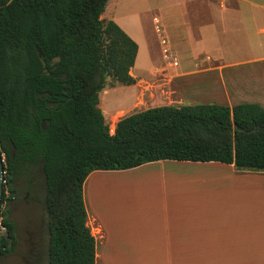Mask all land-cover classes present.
Listing matches in <instances>:
<instances>
[{"label": "trees", "instance_id": "1", "mask_svg": "<svg viewBox=\"0 0 264 264\" xmlns=\"http://www.w3.org/2000/svg\"><path fill=\"white\" fill-rule=\"evenodd\" d=\"M109 0H0V148L5 177L0 254L16 225L2 206L24 176L44 173L48 264H96L84 183L94 170L157 160L220 161L264 172V106L201 102L123 116L111 133L100 107L108 78L132 85L139 45L102 17Z\"/></svg>", "mask_w": 264, "mask_h": 264}, {"label": "crops", "instance_id": "2", "mask_svg": "<svg viewBox=\"0 0 264 264\" xmlns=\"http://www.w3.org/2000/svg\"><path fill=\"white\" fill-rule=\"evenodd\" d=\"M240 1L245 2L243 6L259 8L260 12L264 10L255 6V0ZM108 3L110 6V3L117 5L120 2L109 0ZM111 13L112 18H109L139 45L135 65L130 69V74L138 81L150 65L143 30L137 18ZM251 13L250 8L217 11L212 15V23L200 27L198 40L194 41L197 43L191 42L193 48L218 46L222 50L216 35H224V31L218 33L215 30L214 39L213 32L204 28L219 24V29H226L235 23L252 30L257 23L256 18L249 16ZM161 20L166 33L163 18ZM167 37L174 52L171 38ZM236 50L238 47H231L233 53ZM221 53L224 55L223 50ZM262 59L264 46L254 45L249 52L232 60ZM203 60L207 62L210 56ZM187 65L185 62L180 65L179 61L177 66L168 67L178 70L189 68ZM134 85L104 88L100 93V107L103 105L113 116L118 110H113L114 100L118 101L117 107L122 103L121 95L114 91L122 89L127 94ZM127 96L132 101L131 96ZM244 101L248 100L239 102ZM248 102L263 105L260 101ZM132 172H139L141 178L137 187L134 182L126 186L129 191H134L130 193L129 201L114 199L113 202L111 197L103 202V192L112 187L119 189L108 182L116 177L113 174ZM106 177L108 186H95L106 181ZM90 184H93L92 189L88 188ZM84 197L88 223L96 239V264H264L262 171L238 170L234 164L220 161L157 160L129 169L92 171L84 183ZM92 197L93 202L90 201ZM16 257L18 255L13 251L0 254V264H19Z\"/></svg>", "mask_w": 264, "mask_h": 264}, {"label": "rangeland", "instance_id": "3", "mask_svg": "<svg viewBox=\"0 0 264 264\" xmlns=\"http://www.w3.org/2000/svg\"><path fill=\"white\" fill-rule=\"evenodd\" d=\"M119 2L117 5L110 3V6L108 3L104 18H112L111 11L124 14L127 18H137L138 24L143 30L150 65L143 71L145 75L139 77L135 85L128 90L127 94L131 96L132 101L124 90L118 89L114 92H116V95H121L122 103L125 104L121 103L117 107L118 101L115 99L113 110H118L115 111L113 116H110L102 105L101 109L105 112L110 130L115 129L116 123L123 116L159 105H185L201 102L234 105L242 100L260 101L264 105V59L247 62L232 60L249 52L254 45L264 46V31L262 30L264 28L263 1H254L256 7L262 8V12L259 11V8L243 6L245 2L240 0H119ZM241 8L252 10L249 16L256 18L258 25H256V28L247 30L235 23L226 29H219V24H213L211 28H204L206 30L210 29L213 36L215 30L218 33L224 31V35H216L224 55L218 46L193 48L191 42L197 43L194 41L198 40L200 27L212 23L214 21L213 14H216L219 10ZM157 14L163 18L167 36L171 38L174 54L178 57L180 65L185 62V65L189 64L187 65L189 68L172 70L168 67L153 22V16ZM220 37L221 40L219 41ZM208 43L211 42L208 40ZM233 46L238 47L240 52L236 50L233 53L231 51ZM207 56H210V60L204 62L203 59ZM118 86L126 85L118 84L108 78L105 89ZM130 101L131 104H129ZM139 174V172H132L113 174V176L124 177L126 180L130 179V183L122 186L126 187L134 182L137 187V182L141 178ZM34 178L35 183L38 184L37 188L29 183L24 176H18L14 182L17 190L15 197L22 198L29 192V197H34L37 200L38 210L34 217L44 222L39 259L41 264H48L49 217L45 204V178L40 168L35 171ZM104 179L106 180L108 177ZM108 184L106 180L95 186H108ZM89 186L91 189L93 188V184L88 185V188ZM120 187L119 189H117L118 187H112L106 193L103 192V202H107V199H111V197L113 202H115L114 199L128 202L130 193L134 191H129L128 187H124V189ZM11 196L10 192L7 191V197H10V199L4 202L2 214L6 213L10 219L22 222L21 215L11 213L13 207ZM90 201L93 202L94 198L92 197Z\"/></svg>", "mask_w": 264, "mask_h": 264}, {"label": "flooded vegetation", "instance_id": "4", "mask_svg": "<svg viewBox=\"0 0 264 264\" xmlns=\"http://www.w3.org/2000/svg\"><path fill=\"white\" fill-rule=\"evenodd\" d=\"M27 192L22 198L12 197V214L21 215L22 222L13 220L16 225L17 243L13 252L18 255L19 264H41L39 259L42 247L44 222L35 219L38 210L36 198Z\"/></svg>", "mask_w": 264, "mask_h": 264}, {"label": "built area", "instance_id": "5", "mask_svg": "<svg viewBox=\"0 0 264 264\" xmlns=\"http://www.w3.org/2000/svg\"><path fill=\"white\" fill-rule=\"evenodd\" d=\"M153 22L155 26V31L158 35L161 51L167 61L168 65L177 66L179 64L178 57L174 54L169 39L165 33L162 20L159 15L153 16ZM111 133H114V128L110 130ZM5 231V228L3 227L2 223L0 222V235H2Z\"/></svg>", "mask_w": 264, "mask_h": 264}, {"label": "water", "instance_id": "6", "mask_svg": "<svg viewBox=\"0 0 264 264\" xmlns=\"http://www.w3.org/2000/svg\"><path fill=\"white\" fill-rule=\"evenodd\" d=\"M5 159H4V154L1 152L0 148V208H1V201H2V195H3V184L5 182L4 177H5ZM5 234V231H3Z\"/></svg>", "mask_w": 264, "mask_h": 264}, {"label": "bare ground", "instance_id": "7", "mask_svg": "<svg viewBox=\"0 0 264 264\" xmlns=\"http://www.w3.org/2000/svg\"><path fill=\"white\" fill-rule=\"evenodd\" d=\"M127 178V177H126ZM111 185H116V186H122L126 183H130V179L126 180L124 177H115V178H112V179H109L108 181Z\"/></svg>", "mask_w": 264, "mask_h": 264}]
</instances>
